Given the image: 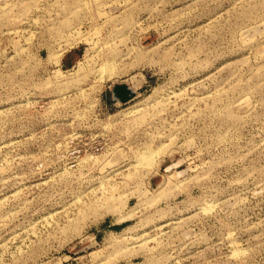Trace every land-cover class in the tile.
<instances>
[{
	"label": "rangeland",
	"instance_id": "1",
	"mask_svg": "<svg viewBox=\"0 0 264 264\" xmlns=\"http://www.w3.org/2000/svg\"><path fill=\"white\" fill-rule=\"evenodd\" d=\"M0 264H264V0H0Z\"/></svg>",
	"mask_w": 264,
	"mask_h": 264
},
{
	"label": "water",
	"instance_id": "2",
	"mask_svg": "<svg viewBox=\"0 0 264 264\" xmlns=\"http://www.w3.org/2000/svg\"><path fill=\"white\" fill-rule=\"evenodd\" d=\"M134 96V91L125 84H117L112 88L113 100H116L119 103H127L132 100Z\"/></svg>",
	"mask_w": 264,
	"mask_h": 264
}]
</instances>
